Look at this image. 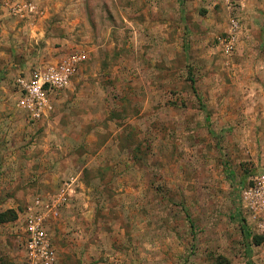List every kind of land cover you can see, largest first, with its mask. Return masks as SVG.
<instances>
[{"label": "rangeland", "instance_id": "obj_1", "mask_svg": "<svg viewBox=\"0 0 264 264\" xmlns=\"http://www.w3.org/2000/svg\"><path fill=\"white\" fill-rule=\"evenodd\" d=\"M73 53L33 121L18 80ZM81 171V227L50 225L58 264H264L243 202L264 173V0H0V264H26L28 204Z\"/></svg>", "mask_w": 264, "mask_h": 264}, {"label": "built area", "instance_id": "obj_2", "mask_svg": "<svg viewBox=\"0 0 264 264\" xmlns=\"http://www.w3.org/2000/svg\"><path fill=\"white\" fill-rule=\"evenodd\" d=\"M15 10L17 13L26 12L21 13L23 18L38 12L33 3L19 4ZM84 58L82 53H73L18 80L21 103L29 110L33 121L43 118L52 108V99L71 85ZM78 180L71 176L54 193L38 196L28 204L23 220L26 264H58L59 256L50 225L68 206ZM243 202L256 222L258 233L264 236V173L258 174L244 189Z\"/></svg>", "mask_w": 264, "mask_h": 264}, {"label": "crops", "instance_id": "obj_3", "mask_svg": "<svg viewBox=\"0 0 264 264\" xmlns=\"http://www.w3.org/2000/svg\"><path fill=\"white\" fill-rule=\"evenodd\" d=\"M261 45V43L259 42V46ZM68 131L64 133V135L66 136V140L67 141H63V142H59L58 140H53V144L55 145V150L54 151H50V158H49V161L51 164H54V162H58L59 159L61 160V158L65 155V151L63 149H67L68 151L70 150V146L72 145L71 142L72 140L71 139V136L68 134ZM64 143V144H63ZM58 149H61L63 152L61 155H58V153L56 152ZM98 155H100L98 153ZM61 156V157H60ZM63 161H66L70 163V161H72L71 157L69 158H65V160L63 159ZM51 168V166H50ZM82 172L81 173H78L75 177H77L78 179L80 178V176H82ZM47 182L51 183L50 186L51 188L54 187L55 183L58 181L57 179V175L55 174H52L51 176V179H47L46 180ZM92 191V190H90ZM98 190H96L97 192ZM109 192V190H107ZM86 191H78V190H75L74 194H73V197L72 198V202L63 210L62 214H61V217H64V218H68V221H70L71 224L77 226V227H81L79 225V223L77 221V216L79 214V212L83 211L84 208L82 205V202L79 201L84 195L86 196ZM78 200V201H77ZM81 204V205H80ZM85 204V203H84ZM72 216V217H71ZM76 219V221H75ZM75 238H72V241L73 239H75L72 243L71 246H77V248H74V247H69V249L67 250V252H70L72 251V255L77 258V259H87L90 257V255L88 254V249H89V245L90 243H88V237H86L84 235V232L81 228H78L77 231H75V233H73ZM63 243H69L70 242H66V240H63ZM58 244V249H59V242L57 243ZM74 244V245H73ZM77 249V250H76ZM62 251H65V250H62ZM61 255V256H60ZM59 255V260H63V252H61Z\"/></svg>", "mask_w": 264, "mask_h": 264}, {"label": "trees", "instance_id": "obj_4", "mask_svg": "<svg viewBox=\"0 0 264 264\" xmlns=\"http://www.w3.org/2000/svg\"><path fill=\"white\" fill-rule=\"evenodd\" d=\"M17 217V215H15V217L14 218H16ZM244 225V224H243ZM243 227V232L245 233V235H247L248 236V231H247V229H246V226H242ZM261 237H259V236H255V244H259L261 241ZM249 264H255L252 260H250L249 261Z\"/></svg>", "mask_w": 264, "mask_h": 264}]
</instances>
